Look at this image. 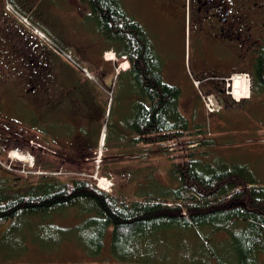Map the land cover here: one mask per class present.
I'll return each instance as SVG.
<instances>
[{"label": "trees", "instance_id": "16d2710c", "mask_svg": "<svg viewBox=\"0 0 264 264\" xmlns=\"http://www.w3.org/2000/svg\"><path fill=\"white\" fill-rule=\"evenodd\" d=\"M79 1L89 10L85 17L93 21L96 30L111 41L110 46L116 53L135 61L130 68L120 71L116 80V91H122V107L117 118L118 125L111 121L114 117L113 102L109 107L106 146L110 141L115 142L112 137L116 135L125 137L123 132L128 129L127 137L121 141L127 139L126 144L135 152H146L152 144L170 147L169 150L177 153L170 157L171 175L173 180L176 178L177 186L171 187L167 194L159 189L128 201L124 195L108 193L96 187L95 181L88 175L70 174L61 178L41 173L24 192L12 194L8 193L10 183L0 181V226L7 225L10 233L22 214L24 217L39 216L44 219L64 208L77 207L76 216L80 218V225L64 227L63 231L73 240L76 238L74 236L80 237V245L90 256L101 253L105 237L109 235V251L119 264H166L167 255L157 256L159 251L155 247L162 243L176 245L178 242L173 241L174 234L171 232L191 230L196 231V238L203 244L201 252L204 261L198 264H257L258 254L264 253V183L257 182L245 165L215 164L201 161L202 156L194 157L195 153L189 150L194 144L197 145L198 139L177 109L180 89L164 83L156 58L152 59L149 49L142 43L144 37L140 29L124 19L118 0ZM116 33L121 34L120 37ZM59 36L66 41L62 35ZM117 37L121 40L120 44ZM57 58L63 60L59 56ZM263 64L262 56L258 62V73L263 70ZM68 66L69 70L57 79L58 91L64 92L70 87L77 91L83 87L86 91V98L91 100L89 105L99 115L96 121H86L82 133L88 144L95 147L100 129L98 123L100 119L103 120L108 103L101 94L100 101L93 98L92 95L96 94L92 92L96 90L93 89L95 83L69 63ZM255 79L264 89L263 76ZM49 95V91L44 94L47 107L51 100ZM66 97L65 94L63 99ZM17 103L21 116L17 115L43 136L38 140L53 142L49 136L54 138V126L58 135L65 132L63 124H68L64 118L57 119V124L36 122L37 111L25 106L23 101ZM42 119L47 121L49 114ZM203 142V145L211 144L210 138ZM115 147L112 149L118 148ZM125 147L121 146V151ZM38 167L44 171L51 170L48 164L39 166L38 163ZM205 227L208 230L199 237V229ZM45 234V237L36 233L32 236L40 239L41 245L47 241V244H53L49 239L50 230ZM153 234L154 240L147 241L153 243L145 242L129 248L131 238L144 241ZM215 237L216 247L213 248Z\"/></svg>", "mask_w": 264, "mask_h": 264}, {"label": "rangeland", "instance_id": "374dc122", "mask_svg": "<svg viewBox=\"0 0 264 264\" xmlns=\"http://www.w3.org/2000/svg\"><path fill=\"white\" fill-rule=\"evenodd\" d=\"M119 1L121 7L127 8L130 12L132 10L133 14L141 17L144 16L142 13L144 5L151 11V8L147 6L146 0ZM125 2L128 3L125 4ZM59 9L65 10V6H59ZM60 14L55 13L51 18L55 22L54 27L59 33L58 36L62 35L64 37L68 42L67 46L72 50L74 58L77 59L76 61L91 72L90 76H93V79L95 77L97 83L93 89L96 90L92 92L98 94L92 95V97L100 101L103 96V100H106V102L109 99L107 109L113 102L114 117H112L111 121L118 125L117 118L122 107V91L119 89L116 91L113 79H111V83L109 82L108 76L111 73L108 72V67L112 71L114 66H118L122 71L128 67L126 59L117 58L115 53L113 54L115 49L109 48L105 56L113 58L112 55H114V58L109 61L104 60L101 57L102 51L112 44L111 41L105 36L103 37L100 31L96 30L93 21L82 17L75 8H72L70 21L61 12ZM61 16L64 20L60 18ZM60 20L65 23H60ZM155 21L158 22L156 19ZM185 64H187V61H185ZM183 67L184 64L175 75H168L162 80L179 85L180 94L177 100V108L188 121L192 134L198 139L197 145L194 144L189 151L195 153L194 157L196 155L202 156L200 160L203 162L245 165L252 172L257 182L264 183V89L258 90L259 85L254 83L252 85V93H254L243 104L233 103L232 101L221 103V107L223 106L221 110L208 116L204 112L203 99L199 96L200 83L197 82L198 79L190 74H183ZM171 74L174 73L171 72ZM231 78L232 76L226 79L227 82L223 92L236 97L243 95L242 79L240 78L238 80L239 84L232 88ZM242 78L244 79L243 76ZM229 80L230 84L228 83ZM196 86L199 87L196 88ZM20 89L23 91L24 88ZM18 92L20 93L21 91ZM24 92L20 95L28 99H25L27 104L33 106V100L31 101L32 98L30 97L32 95ZM99 94H101V97ZM214 94H217V92ZM115 96L117 99H114ZM87 99L89 102L90 99ZM88 102L84 103V105L90 106ZM14 103L15 106L19 104L15 102V95L11 97V101L4 103L3 100V102H0V148L6 151L5 154L0 150V160L1 158L4 159L3 164L0 163L2 165L0 166V181L10 183L8 187L9 194L16 191L24 192L28 186L37 180V171L33 173L26 172V170L23 171L20 168L22 164L29 167L33 165L34 161L35 164L37 162L36 168L33 165L35 170H40V172L43 170L38 167V163L39 166L48 164L51 168L49 171H52L50 174L56 173L61 178L73 172H84L92 175L96 172L99 175L105 173L104 175L107 179L97 177L99 178L97 185L103 189H109L111 185V193L124 195L128 201L134 200L136 196L142 195L141 197H144L148 193L160 191L159 189L165 190L167 194L171 187L177 186L176 178L173 180L171 175L173 171L171 168L172 159L170 158L176 156L177 153L169 150L170 147L152 144L146 152L131 150V152L121 157L110 148V145L104 149V146H100L97 141L95 148L89 153L88 158H85V161H65V159L59 158V155L63 153L61 148H64L62 146L65 139L64 134L60 133V138L56 140L57 142L53 139V136H49L50 140L53 141L50 143H43L38 140V138H43V136L38 134L36 129L31 128L28 123L24 122L22 117L17 115H20V113L17 111L18 106H13ZM90 114L88 111L86 117L90 116ZM61 117L65 119V113ZM72 121L74 125H78L81 120L73 119ZM102 122L103 120L100 119L98 123L100 130H102L100 126ZM24 126H28V128L26 129ZM68 127L69 125L64 126L63 124L64 130ZM124 131L127 134L129 130L126 129ZM116 136L112 137V140L115 141L113 144L118 147L123 146L125 139L122 141L121 139L125 137ZM208 138H210L211 144L203 145V141ZM111 143L112 141L109 142V144ZM55 151L58 156L53 154ZM116 151L118 152V150ZM12 155L20 156L24 161H16ZM77 210V207H67L53 213L52 215L54 216L44 219L39 216L24 217L22 214L17 219L14 230L10 233L6 229L7 225L0 226V264H95L94 262L100 261V264H108V262L110 264H118L109 251V235L105 237L101 253L97 256H90L80 245V237L73 234L76 237L75 240L68 238L63 228L58 227L80 225V218L76 216L78 215ZM49 226H52L54 230L51 233V238L49 237L50 240L52 239L51 242L53 244L49 245L47 244L49 241H47L46 244L41 245V240L35 239V236L32 235L36 233L41 237H45ZM205 230H208L207 227L199 229V237L203 236ZM171 233L174 234L173 241L178 242L176 245L162 243V245L155 247L159 251L157 256L167 255L166 264H189V262L198 264L204 261L201 252L203 244L196 238V231L175 230ZM81 235L83 236L82 231ZM148 240L153 241L154 234L148 235L144 241L140 238H131L129 248L132 249L136 245L145 244ZM151 243L153 242H147V244ZM214 247H216V237L213 239ZM194 250L196 251L190 255ZM257 264H264L263 252L258 254Z\"/></svg>", "mask_w": 264, "mask_h": 264}, {"label": "flooded vegetation", "instance_id": "af4514ba", "mask_svg": "<svg viewBox=\"0 0 264 264\" xmlns=\"http://www.w3.org/2000/svg\"><path fill=\"white\" fill-rule=\"evenodd\" d=\"M146 1L151 11L144 5L142 17L124 9L121 3L119 8L123 10L124 19L140 29L144 37L142 43L152 59L156 58L162 79L175 75L187 59L189 64H184L183 74L200 78V86L214 89L217 99L222 101L226 99L222 92L226 78L233 73L247 72L252 79L264 78V64L258 73L262 56L264 61V0ZM8 17L0 7V102L11 101L15 95L16 102L26 103L28 99L20 95L25 91L32 95L34 105H26L37 111L36 122L57 124V119L65 113L64 121L69 127L60 132L65 138L62 154L65 161L83 162L85 159L81 157L92 152L94 146L88 144L82 132L86 121H96L98 111L84 105L88 99L83 87L79 91L74 87L58 91L57 79L69 70L68 63L58 59L46 43L23 25L13 21L12 26L8 25ZM117 40L120 44L121 40L118 37ZM134 62L129 60V68ZM20 88H24L23 91ZM46 91L51 98L48 107L44 100ZM65 94L67 97L63 99ZM88 111L91 114L86 117ZM47 113L46 121L42 118ZM73 119L81 121L74 125ZM57 135L54 126L55 140L60 137Z\"/></svg>", "mask_w": 264, "mask_h": 264}, {"label": "crops", "instance_id": "0c3cea01", "mask_svg": "<svg viewBox=\"0 0 264 264\" xmlns=\"http://www.w3.org/2000/svg\"><path fill=\"white\" fill-rule=\"evenodd\" d=\"M18 9L27 13L34 21L38 22L47 32L55 37L57 36L56 27H54L55 22L53 15L55 13H62L66 19L71 20L72 8L80 9L83 7L78 0H10ZM59 6H65V10H60ZM41 7V8H40ZM58 9V10H57ZM61 15V14H60ZM62 20L64 18L60 17ZM60 20V23H65ZM62 43H67V41H60Z\"/></svg>", "mask_w": 264, "mask_h": 264}, {"label": "bare ground", "instance_id": "6f19581e", "mask_svg": "<svg viewBox=\"0 0 264 264\" xmlns=\"http://www.w3.org/2000/svg\"><path fill=\"white\" fill-rule=\"evenodd\" d=\"M22 159V158H21Z\"/></svg>", "mask_w": 264, "mask_h": 264}]
</instances>
